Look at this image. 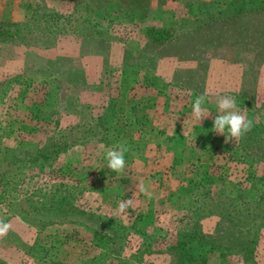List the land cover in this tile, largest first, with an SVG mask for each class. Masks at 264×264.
Masks as SVG:
<instances>
[{"label": "rangeland", "instance_id": "obj_1", "mask_svg": "<svg viewBox=\"0 0 264 264\" xmlns=\"http://www.w3.org/2000/svg\"><path fill=\"white\" fill-rule=\"evenodd\" d=\"M52 1L11 0V5L21 10L8 20H0V27L12 31L33 25L32 16L38 10L74 16L68 28H56L59 35L45 37L39 28L34 36L41 41L40 46L0 39V221L12 229L0 236V264H61L62 245L72 246L70 254L77 249L87 254L85 248L96 247V237L109 239L108 254L93 248L89 252L92 258L85 264H169L173 262L169 250L180 229L175 222L176 229H171L168 216L158 222L145 221L151 225L145 228V236L131 230L126 241L113 244L118 225L126 227L127 222H133L128 218L134 216L132 225L139 228L138 216L143 214L130 198L122 201L131 203L121 211V202L111 203L96 181L97 175L101 176L99 168L107 169L106 149L115 147L121 131L131 128L125 112L132 105H106L112 103H107V96L111 91L110 96L118 94L119 101L129 102L166 93L172 100V110L179 115L185 109L192 110L196 97L206 93L204 107L210 116L204 121L221 114L216 106L219 97L230 96L248 119L261 118L263 122L264 65L251 71L250 53H238L229 59V50L223 48L205 52L200 61L179 62L175 58L158 60L142 51L147 29L201 16L205 5L244 0H56L60 8ZM86 5L93 6L91 12L84 11ZM85 21L92 23L83 25ZM85 26L92 28L86 30L89 35L74 33V29L77 32ZM213 139L220 145L221 160L217 159L214 170L208 169V175L212 179L222 175L224 181L238 182L244 192L264 196V164L250 167L236 163L225 157V149L233 142L225 143V136L220 134ZM54 146L58 149L52 158L47 156L45 160L37 155L45 148V154L52 153ZM33 158L35 162L27 161ZM186 198L182 199L183 206ZM183 206L180 213L169 211V207L165 214H185ZM107 209L124 218H102L111 214ZM217 222L216 217L202 220V231L212 234ZM240 227L241 237L247 238L248 225ZM24 229H28L31 245L24 244L20 236ZM58 230L67 235L55 234ZM258 235L254 251L247 257L250 260L252 255L251 264H264V228ZM146 242H152L149 248L144 247L140 253L135 250ZM245 261L238 255L226 258L229 264Z\"/></svg>", "mask_w": 264, "mask_h": 264}, {"label": "trees", "instance_id": "obj_2", "mask_svg": "<svg viewBox=\"0 0 264 264\" xmlns=\"http://www.w3.org/2000/svg\"><path fill=\"white\" fill-rule=\"evenodd\" d=\"M90 7L93 6L86 5L84 11L91 12ZM32 19L33 25L20 26L12 31L2 25L0 39L12 43L25 42L28 46H40L41 41L34 36L39 28L43 29L45 37L49 34L59 35L56 28L66 29L73 22L74 16L43 9L33 14ZM90 23L92 22L85 21L83 25L90 26ZM70 27L68 30H73ZM91 29L85 26L78 28L77 32L74 29V33L81 32L79 35L87 36L89 34L86 30ZM145 37L147 40L142 51L158 60L175 58L179 62L200 61L204 59L207 51L227 48L231 54L229 59L238 53H250V67L251 71H254L264 65V0L205 5L201 16L183 19L178 24L161 29L149 28ZM261 110L264 111V104ZM260 119H250L253 122L252 130L232 141V146L225 149V157L250 167L264 164V121L260 122ZM140 123L145 125L142 121ZM46 149H39V158L46 160L52 154H57L58 146L51 149L52 153L45 154ZM27 161L35 162V158ZM188 175L185 180L193 190L184 200L183 206L188 216V225L184 226V218L180 220V232L169 250L173 260L169 264H229L226 258L235 255L246 260L248 263L245 261V264H251L252 255L250 260L247 257L254 251L258 233L264 228V196L244 192L238 182L224 181L222 175L212 179L208 175V168L204 169L201 165L192 167ZM204 180L207 181L206 184ZM210 217H216L218 220L212 234L204 233L201 228V221ZM241 224L248 225L247 238L241 237ZM118 228L114 245L121 240L126 241V236L131 230L142 236L146 235L140 227L127 228L118 225ZM152 237L154 241L155 238ZM94 244L96 247H104L109 244V239L96 237ZM151 244L152 242L145 243L147 248ZM140 249L139 253L143 251ZM118 252L123 253L119 250ZM109 253H113L111 249Z\"/></svg>", "mask_w": 264, "mask_h": 264}, {"label": "crops", "instance_id": "obj_3", "mask_svg": "<svg viewBox=\"0 0 264 264\" xmlns=\"http://www.w3.org/2000/svg\"><path fill=\"white\" fill-rule=\"evenodd\" d=\"M55 1L56 0H53L52 4H57ZM12 5L11 0H5L4 3H0V9L3 13L2 19L0 18V20H8L10 16L14 17L16 11L18 12L21 10ZM57 7L60 8L59 4H57ZM17 15L18 13L15 17ZM73 80L77 82L76 79ZM122 91L124 93V90ZM148 93L150 94V92ZM152 93L156 94L158 92L154 91ZM110 94L107 96V103L110 101H112V103L106 105L112 106L115 103L117 104L115 107L120 106V108H126L127 105H132V107L128 108L127 112H125L131 128L127 127L125 130L121 131L119 135L120 143L118 142L117 144H121L123 140V144H126L129 148V152L125 154L126 166L124 172L117 174L108 168H99L101 176L98 174L96 181L99 182L98 184L103 190L102 194H105V196L109 195L108 200L111 203L118 204L127 198L135 202L136 208H139V211L143 214V216L137 215L138 218L141 219L139 227L143 231L145 228L151 226L146 224L145 221H147V223L153 221L158 222L166 216H168V220L171 221L170 223L173 224L171 228L173 231L176 229L174 226L175 223L177 225L179 224V226L182 225V223L179 222L183 218L184 226L188 225L187 214H165V212L166 209L170 207L171 209L169 208V211L172 210L174 213H180L179 207L183 206L182 199L191 194V187L187 184L185 179L189 176L188 173L192 167L201 165L204 169L208 168L211 170L214 166L218 165L217 159L220 158L221 160L218 151L220 145L215 143L213 139L214 136H219V134L214 133L213 120L209 118L207 121H204V124L199 125V123L194 122L195 119L192 117V110L185 109L183 113L179 115L176 114L177 111L172 110V100L166 93H159L157 96L145 94L149 96V98L145 97V100L134 98L133 100H129V102L128 100H124V102L122 100L119 101L118 94L114 97L110 96ZM138 112H141V114H138ZM141 121L144 122L145 125L140 123ZM205 139H207V141ZM104 160L106 159L104 158ZM91 173L93 174V170H91ZM141 181L152 193L150 198L140 192L138 184ZM81 185L84 184H79V186ZM98 201L101 202V199ZM103 204H105V202H103ZM110 207L113 208L111 205ZM107 210L111 214H103L101 215L102 218H107L110 221H120V218H124L123 215L117 214L118 212H113L110 209ZM129 220L135 222L134 216L130 219L128 218V221ZM133 222H127L128 224L126 223V227L131 228L134 225H132ZM68 226H70V224H68ZM160 227L163 226L160 224ZM11 230L12 229L9 227L7 234L11 232ZM19 233L24 244L31 245L32 239L27 237L29 234L28 229H24V232L22 230V232ZM23 234L25 237H22L24 236ZM55 234L59 236L67 235L60 230L55 232ZM109 244L104 247H93L90 245L91 247L85 248L88 250L87 254L84 249L82 252L77 249L70 254L72 246L68 243L62 245L63 250L59 252L60 257L58 261L61 264H85V261L92 258V256H89L90 250L95 248L97 251L107 253ZM144 247H146L145 243L138 244L135 250L140 248L143 250ZM64 252H66L65 256L62 255ZM76 252L79 253L77 254ZM76 258H82V260ZM112 258L117 259L116 256Z\"/></svg>", "mask_w": 264, "mask_h": 264}, {"label": "clouds", "instance_id": "obj_4", "mask_svg": "<svg viewBox=\"0 0 264 264\" xmlns=\"http://www.w3.org/2000/svg\"><path fill=\"white\" fill-rule=\"evenodd\" d=\"M207 100V94H201L196 97L192 104V117L196 122L201 124L207 119L208 109L204 107ZM216 106L221 114H218L213 119L214 132L225 136V143L238 140L252 130L253 122L247 116L237 109L236 101L230 96H221L216 101ZM185 134V127H184ZM129 152L126 144H119L113 148L106 149L104 158L107 161V168L111 171L121 174L124 172L126 161L125 154ZM140 192L147 197H151L152 193L148 187L141 181L138 184ZM131 202H121L119 208L124 211ZM9 224L0 221V236L5 235Z\"/></svg>", "mask_w": 264, "mask_h": 264}]
</instances>
